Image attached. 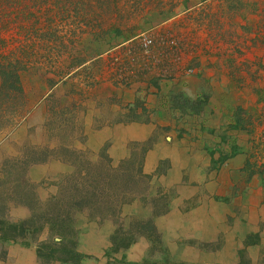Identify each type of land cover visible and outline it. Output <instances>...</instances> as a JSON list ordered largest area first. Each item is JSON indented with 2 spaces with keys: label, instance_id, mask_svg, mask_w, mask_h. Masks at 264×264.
Listing matches in <instances>:
<instances>
[{
  "label": "rangeland",
  "instance_id": "374dc122",
  "mask_svg": "<svg viewBox=\"0 0 264 264\" xmlns=\"http://www.w3.org/2000/svg\"><path fill=\"white\" fill-rule=\"evenodd\" d=\"M42 11L36 13V70L23 76L30 112L0 126V264H59L37 257L48 229L36 234V206L46 210L57 199L65 213L64 200L78 197L80 187L88 198L74 223L77 251L85 256L81 264H264V222L241 201L225 210V196L211 198L204 183L184 198L186 169L173 167L180 183L170 176L171 162L180 160L171 152L183 149L172 147L182 119L172 117L174 127L159 128L144 106L160 81L193 77L208 94L215 82L213 98L233 107L228 131L248 152L243 179L232 185L222 179L217 188L236 197L264 187V0H48ZM26 33L2 31L5 50ZM143 40L151 44L145 48ZM47 80L58 84L50 89ZM132 94L134 103L123 106L121 99ZM202 102V110L212 104ZM88 114L94 130L108 122L158 129L143 142L126 144L116 159L112 142L98 149L88 143L91 135L97 140L86 134ZM163 142L173 159L163 158L147 173L146 153L155 149L154 161L160 159ZM13 224L21 228L10 231ZM5 233L15 239L2 240ZM112 239L130 244L110 253Z\"/></svg>",
  "mask_w": 264,
  "mask_h": 264
},
{
  "label": "crops",
  "instance_id": "0c3cea01",
  "mask_svg": "<svg viewBox=\"0 0 264 264\" xmlns=\"http://www.w3.org/2000/svg\"><path fill=\"white\" fill-rule=\"evenodd\" d=\"M193 77L184 76L179 79H174L169 82L160 81L156 84L154 91L150 90L144 101V106L153 112L151 116L155 118L157 126L160 127H174V119L177 117L180 122L177 121L176 136L172 138V144L174 147L177 144H182L183 149L178 152L176 148L171 153H175L176 159L179 163L170 164V176L176 179L177 172L173 167H180L186 169L184 175L187 176L186 181L182 187L183 191L189 193L184 198L191 197L197 193L199 186H205L208 196L211 198H220L225 196L226 203H230L229 207L225 210L234 209V205L238 202H244L249 206L248 213L256 217L257 222H264V187L257 189L256 191H249L248 194L238 193L236 197L232 196V190L230 195H226V192H221L217 187L222 179L228 180L232 185L235 179H243L241 176L242 169L248 161L247 148L244 145L234 142V132L228 131L234 125L233 121V107L229 105H221L216 99L213 98L216 92V84L211 85L208 94L202 84ZM212 92V93H211ZM180 101L181 99H189L190 104H185L183 109L172 106L174 96ZM120 103L123 106L129 105L133 102L134 94L125 95ZM183 97V98H182ZM230 97V96H228ZM213 98V99H212ZM210 100L209 108L204 107L206 100ZM182 101V100H181ZM216 102V103H214ZM214 103V104H213ZM194 104V105H192ZM203 105V107H201ZM239 106H237L238 108ZM111 110L118 112L119 107L112 105ZM212 112V113H210ZM98 115V114H97ZM172 115V116H171ZM182 116L183 118H181ZM102 118V116H100ZM92 114H88L86 121L88 124V130H86L87 136L91 135V132L95 134L97 140H94V135L89 136L87 141L96 147V149L103 146L106 142H112L111 149L116 159H119L121 154H117L118 151L124 153L125 145L132 141H145L150 137L153 129H158L152 124H142L137 122H129L124 128L122 124H104L99 129H92ZM175 124V125H176ZM92 129V130H91ZM210 134H212L210 136ZM171 138H165L164 141L168 142ZM160 146V159L154 161L156 157L154 150L148 151L144 159V170L147 173L155 171L159 168L160 160L163 158L173 159L174 156L166 157L163 148ZM237 148V153L233 154L234 148ZM246 146V145H245ZM92 149H95L91 147ZM213 157L210 159V153ZM118 156V157H117ZM228 156V157H227ZM224 158V159H223ZM212 164L211 171L208 168ZM174 170V171H173ZM180 174V172H178ZM177 182L180 183V178H177ZM256 183V182H255ZM254 186V182L250 187ZM179 191V190H178ZM229 192V190H228ZM181 194V193H180ZM207 196V197H208ZM264 231V229H263ZM258 233V230L255 231ZM261 243L264 244L263 236H261Z\"/></svg>",
  "mask_w": 264,
  "mask_h": 264
},
{
  "label": "trees",
  "instance_id": "16d2710c",
  "mask_svg": "<svg viewBox=\"0 0 264 264\" xmlns=\"http://www.w3.org/2000/svg\"><path fill=\"white\" fill-rule=\"evenodd\" d=\"M47 4L48 0H40L38 5H36V0H0V126H6L14 120H22L30 112L28 101L26 100V92L23 87V76L31 72V69L36 70V52L33 50L36 46V13H43L42 8ZM238 5L241 6L240 3H238ZM72 8L76 10V4H74ZM61 9L66 10L65 5H62L60 9L58 8L57 13L60 15L63 14V10ZM231 9L235 8L232 7ZM8 18L10 22H7ZM10 27L25 30L27 32L26 34H28L23 42L20 40L18 41V46L14 47L13 50H11L12 52L8 49L5 50L6 42L5 39L1 37V32L6 31ZM32 75L36 77V71H33ZM47 82L50 89L58 84V81L47 80ZM178 100L177 95L174 96L172 101L173 107L183 109L182 107H184L185 104L189 105L191 102L186 98L181 99L182 101ZM81 191L82 187L78 190V192H80L78 193V197L75 195L64 200L66 207L69 208V211L65 213H60L57 209V199L53 201L52 205L48 204L46 207L49 208L46 210L36 206V214H34V217H36V234L45 227L48 229L46 242L40 243L36 253L38 259L42 262L81 264L84 259L85 256L77 251L79 238L78 231L75 229L74 225L76 213H81V205L88 201V198L82 195ZM90 216L94 217L97 216V214L92 212ZM147 226H149V232L154 233V227L149 223H147ZM20 228V224H13L9 230L17 232ZM129 234L130 231L128 232V235ZM5 235H7V233L2 234V240L10 241L15 239L14 235H12L11 238ZM49 239L50 241L47 243ZM126 239L128 238H124V240ZM133 239L134 238H132V240ZM118 242L117 239H112L110 253L122 251L119 250L120 247V249L125 250L130 244H123L120 246ZM117 264L160 263L148 260H144L142 263H133L124 262L122 259L117 261ZM162 264L170 263L164 261Z\"/></svg>",
  "mask_w": 264,
  "mask_h": 264
},
{
  "label": "built area",
  "instance_id": "2783aa9c",
  "mask_svg": "<svg viewBox=\"0 0 264 264\" xmlns=\"http://www.w3.org/2000/svg\"><path fill=\"white\" fill-rule=\"evenodd\" d=\"M150 44H151L150 41L143 40V44H142V45H143L145 48L148 47Z\"/></svg>",
  "mask_w": 264,
  "mask_h": 264
}]
</instances>
